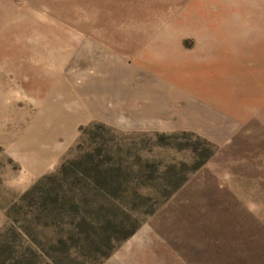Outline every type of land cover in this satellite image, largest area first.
Here are the masks:
<instances>
[{
	"label": "rangeland",
	"instance_id": "rangeland-1",
	"mask_svg": "<svg viewBox=\"0 0 264 264\" xmlns=\"http://www.w3.org/2000/svg\"><path fill=\"white\" fill-rule=\"evenodd\" d=\"M0 264H264V0H0Z\"/></svg>",
	"mask_w": 264,
	"mask_h": 264
}]
</instances>
